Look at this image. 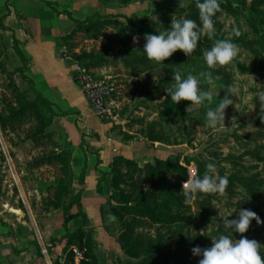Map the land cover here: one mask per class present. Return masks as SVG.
Here are the masks:
<instances>
[{
    "label": "rangeland",
    "instance_id": "374dc122",
    "mask_svg": "<svg viewBox=\"0 0 264 264\" xmlns=\"http://www.w3.org/2000/svg\"><path fill=\"white\" fill-rule=\"evenodd\" d=\"M162 1L95 0L96 17L75 22L62 36V53L73 74L78 63L91 83L109 91L107 111L97 115L109 132L107 150L98 157L101 192L97 179L87 188L82 174L72 176L68 115L39 103L36 111L26 61L0 27V264H76L73 247L84 250L78 264H198L201 257L192 254L193 247H210L211 238L220 235L241 238L225 229L221 217L237 219L243 208L264 220V120L257 97L264 92V0H220L228 4L220 5L214 17L216 35L231 37L239 53L232 64L216 70L208 69L198 47L178 61L174 54L159 65L147 58L144 34L169 29L174 14L186 19L189 12L151 13ZM128 2L132 8L123 14ZM182 2L187 6L190 0ZM160 16L167 26L155 27ZM175 71L185 78L196 75L213 103L172 102L165 89ZM208 71L219 77L213 85L199 77ZM232 84L240 89L232 96L238 110L229 106L226 127L213 131L206 126L207 108H215ZM20 106L23 111L16 112ZM208 163L229 179L224 196L201 194L186 203L183 183L189 174L202 177ZM76 196L79 207L73 203ZM79 209L86 221L71 217ZM99 209L105 211L106 225ZM79 229L84 231L66 232ZM243 235L264 245V224L253 220ZM260 251L264 258V248Z\"/></svg>",
    "mask_w": 264,
    "mask_h": 264
},
{
    "label": "clouds",
    "instance_id": "9594fccd",
    "mask_svg": "<svg viewBox=\"0 0 264 264\" xmlns=\"http://www.w3.org/2000/svg\"><path fill=\"white\" fill-rule=\"evenodd\" d=\"M184 6L182 0H179V7ZM196 7L199 10L200 24L192 19H177L174 14L169 29L157 30L158 34H144L143 52L150 61L158 65L164 64V61L172 57L178 50L190 57L196 50L200 37L206 36L213 40L212 47L203 53V59L208 69L216 70L233 63L239 53L238 46L232 42L231 37L215 38L214 17L222 11L219 0H202V2L196 0ZM234 34L239 36L240 33L234 31ZM133 42L138 43L139 37L133 36ZM199 77H202L209 85H213L215 80L219 79V77H213L212 71L201 72ZM153 81L159 83L154 74ZM172 81L171 86L165 91L175 104H179L181 101H190L192 107L203 105L205 102L208 105L213 103L211 91L201 90V80L196 75L189 73L185 78L180 71H175L172 74ZM239 91V86L236 84L226 86L225 94L219 104L215 108H207L205 122L208 128L219 131L226 127V109L235 105L232 96L238 95ZM257 97L260 101V119L264 120V92L258 93ZM235 107L237 109L236 105ZM234 121H236L235 116L232 117V125ZM228 184V177L218 174L216 164L208 163L202 177L189 174L180 193L184 196L185 202L190 204L201 194L224 196ZM111 218L115 219V217ZM221 218L225 229L240 233L241 238L233 240L228 235H220L219 238H211L210 247H193L192 254L201 257L198 264H264V258L260 251L264 245L243 235L248 232L253 220H256L257 224H264V220H261L256 212L243 208L240 209L237 219Z\"/></svg>",
    "mask_w": 264,
    "mask_h": 264
},
{
    "label": "crops",
    "instance_id": "0c3cea01",
    "mask_svg": "<svg viewBox=\"0 0 264 264\" xmlns=\"http://www.w3.org/2000/svg\"><path fill=\"white\" fill-rule=\"evenodd\" d=\"M96 5L95 0H0V24L26 61L24 73L33 89L68 115L72 174H82L87 188L96 183L98 157L107 150L109 132L75 81L61 41L78 19L96 14ZM131 6L128 2L122 13Z\"/></svg>",
    "mask_w": 264,
    "mask_h": 264
},
{
    "label": "trees",
    "instance_id": "16d2710c",
    "mask_svg": "<svg viewBox=\"0 0 264 264\" xmlns=\"http://www.w3.org/2000/svg\"><path fill=\"white\" fill-rule=\"evenodd\" d=\"M126 1H129V0H121V2H126ZM174 1L175 0H164V1H162V2H160V4H158V5H156L155 7H153L154 9L152 10V12L151 13H153V14H155V12H157V11H160L161 9L164 11V12H166V11H168V10H171V11H173V12H175L176 14H183V13H185V10L186 9H188L189 8V12L188 13H186L187 15H186V19H192V20H195L196 22H197V24H200V20H199V10L197 9V7H196V0H190V2L188 3V5L187 6H185V7H182V8H180L179 7V3L177 2L176 3V5L174 6V5H172V3H174ZM49 2V1H48ZM201 2H202V0H201ZM219 2H220V5H227L228 3H226V4H224L222 1H220L219 0ZM155 9H157V10H155ZM68 14H69V11H66ZM92 16H94V15H92ZM92 16H87L86 18H84V19H78L77 20V22H79V23H82V22H89V18H91ZM94 17H96V14H95V16ZM166 17H167V15H166ZM166 17L164 16H160V18H159V20H158V22L156 23V25H155V27L156 26H159L160 24H163V25H165V26H167V22H166ZM143 18H149V16L147 15V14H145L144 16H143ZM93 21H95V20H93ZM139 21V20H138ZM0 27L1 28H4V26L2 25V24H0ZM154 27V28H155ZM124 28H125V26H124ZM121 35H123V31H122V33H121ZM216 39H225V37H223L222 35H216V37H215ZM212 45H213V40H210V39H208L206 36H201L200 37V40H199V43H198V49H197V53L199 54V55H202L203 56V53H204V51H202V50H199L200 48H211L212 47ZM182 58H185V54L182 52V51H180V50H178L177 52H175L174 53V61H178V60H182ZM30 82H31V80H30ZM201 83H202V81H201ZM33 91H34V93H35V97H36V102H35V106H36V111H39V105H38V103L39 104H42L43 106H47V107H49V106H51V105H53L52 104V102L49 100V99H47L46 97H44V96H42L39 92H37V91H35V89H33ZM184 104H187V103H190V101H182ZM18 108V107H17ZM16 112L18 111H23V107H19L18 108V110H15ZM14 110H12V111H10L11 112V114H13L14 112H15ZM39 113H40V111H39ZM47 124V123H46ZM46 124H42L43 125V127L40 129V132H43V128H44V126L46 125ZM65 151L64 150H60V151H58V154H62L63 155V153H64ZM70 170H71V168H70ZM72 172V171H71ZM103 175V174H102ZM99 176L98 178H97V184H96V189H97V191H99V192H101L102 191V188H101V186H100V179H101V177H103V176ZM72 176H73V174H72ZM183 178L184 179H186V174H183ZM113 195L112 196H114L116 193H112ZM117 198V197H116ZM119 200L121 199V197H119L118 198ZM79 200H80V198L78 197V196H76L75 197V201L73 202V203H75L78 207H79V205H80V202H79ZM73 203H71L70 205H72ZM140 209H144L146 212L147 211H151L150 209H148V208H146L145 206H143V208H140ZM100 210V213H101V218H102V223L104 224V225H106V219H105V211L103 210V209H99ZM153 215H156L157 217H159V218H163V216H161L160 214H153ZM78 217V216H82V218L84 219V221H86V215H85V213L82 211V210H80L79 209V211L77 212V213H75L74 215H72L71 217ZM170 218H175V216L173 215V216H171ZM165 219V218H164ZM81 231H84V230H81V229H79V230H76V231H74V232H69V231H66L67 232V234H69V235H71V234H73V233H80Z\"/></svg>",
    "mask_w": 264,
    "mask_h": 264
},
{
    "label": "built area",
    "instance_id": "2783aa9c",
    "mask_svg": "<svg viewBox=\"0 0 264 264\" xmlns=\"http://www.w3.org/2000/svg\"><path fill=\"white\" fill-rule=\"evenodd\" d=\"M74 67L76 71V73L74 74L75 81L77 80L78 82H80L81 87L89 96L93 104V107L96 110V114L100 116H104L107 111L106 101L104 99L107 96H109L108 89L106 88V86H103L102 83H97V82L91 83L89 81L90 75L85 74L83 72L85 68L80 67L78 63H75ZM72 251L74 252L75 263L78 264V260H80L83 257L84 250L73 247ZM41 252L47 255V249L45 246H42Z\"/></svg>",
    "mask_w": 264,
    "mask_h": 264
}]
</instances>
